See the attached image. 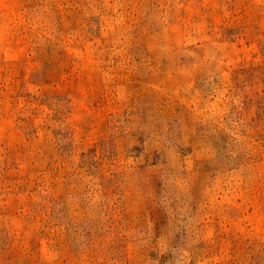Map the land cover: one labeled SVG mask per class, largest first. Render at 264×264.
<instances>
[{
  "label": "rangeland",
  "instance_id": "374dc122",
  "mask_svg": "<svg viewBox=\"0 0 264 264\" xmlns=\"http://www.w3.org/2000/svg\"><path fill=\"white\" fill-rule=\"evenodd\" d=\"M0 264H264V0H0Z\"/></svg>",
  "mask_w": 264,
  "mask_h": 264
}]
</instances>
